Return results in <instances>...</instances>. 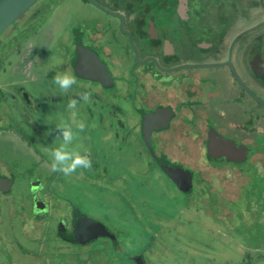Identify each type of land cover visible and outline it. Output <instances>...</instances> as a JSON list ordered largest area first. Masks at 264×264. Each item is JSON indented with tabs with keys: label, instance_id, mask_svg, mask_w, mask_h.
<instances>
[{
	"label": "rangeland",
	"instance_id": "374dc122",
	"mask_svg": "<svg viewBox=\"0 0 264 264\" xmlns=\"http://www.w3.org/2000/svg\"><path fill=\"white\" fill-rule=\"evenodd\" d=\"M118 23L85 0H40L0 36V176L13 181L1 198L0 264H132L134 252L147 264H264V163L208 162L198 135L162 133V151L192 170V191H182L141 139L126 95L133 99L146 89ZM100 24L113 52L102 56L117 77L114 89L81 81L70 64L73 32L81 30L90 45ZM57 60L63 61L58 67ZM63 70L78 81L67 94L52 83ZM150 85L165 94L158 103L170 100L156 81ZM89 90L91 102L79 106L88 126L77 143L91 153L92 168L68 178L50 170L45 149L54 146V124L67 115L68 101ZM212 107L208 121L217 127L223 122L213 114L221 108ZM255 129L245 125L255 139L251 155L264 153V136ZM240 135L226 133L238 142ZM74 208L104 225L116 242L102 237L85 249L59 241L56 228Z\"/></svg>",
	"mask_w": 264,
	"mask_h": 264
},
{
	"label": "flooded vegetation",
	"instance_id": "af4514ba",
	"mask_svg": "<svg viewBox=\"0 0 264 264\" xmlns=\"http://www.w3.org/2000/svg\"><path fill=\"white\" fill-rule=\"evenodd\" d=\"M85 1L119 22L116 27L118 35L126 39L125 44L134 54L136 79L146 93L134 95L133 99L127 93L126 97H129L131 111L139 118L138 128L147 149L143 138L144 117L154 120L151 116L157 113L170 114L166 124L161 117L160 127L151 134L156 157L149 149L148 152L155 162L165 160L192 172L162 151L159 135L178 130L202 139L208 162H216L210 158L209 149L220 136L223 141L244 149L245 162L251 159L264 163V153L250 154V146L255 139L245 130V125L253 123L254 132L264 136V0H99L111 4V9L96 0ZM104 25L111 28L109 23ZM103 28L100 24L90 45L85 43L81 30L73 32L74 50L70 64L81 81L114 89L117 77L111 73L102 56L109 57L113 53ZM30 56L26 57L29 64L32 63ZM103 67L112 78L104 84L95 80L103 73ZM151 81L162 86L161 91L166 89L165 92L171 93L167 97L169 101L158 103V98L163 100L165 94L152 87ZM208 84L211 88L205 89ZM214 104L219 105L221 111L213 116L223 122L217 127L208 121L210 113H216L212 107ZM229 104L232 113L227 116ZM186 118L194 119V122H188ZM229 130L242 133L239 142L226 137ZM155 142L159 144V151L154 146ZM219 161L234 163L226 157ZM0 179L12 181L4 176ZM12 186L7 192H11ZM7 192H0V218L1 198ZM35 197L40 199L39 195ZM76 212L86 216L74 208L69 221H64L72 235L78 217ZM78 220L84 221L80 216ZM137 259L138 264L139 259L143 262L142 257Z\"/></svg>",
	"mask_w": 264,
	"mask_h": 264
},
{
	"label": "water",
	"instance_id": "95a60500",
	"mask_svg": "<svg viewBox=\"0 0 264 264\" xmlns=\"http://www.w3.org/2000/svg\"><path fill=\"white\" fill-rule=\"evenodd\" d=\"M40 0H0V36L7 31L14 23H16L24 14H26L32 7H34ZM102 68V66H100ZM77 71H79L78 65L76 66ZM102 72V71H101ZM104 76V77H103ZM95 78V77H94ZM95 80L100 83H105L107 81H112L106 68L103 67V73L99 75V78ZM169 114V113H168ZM170 115V114H169ZM169 115L165 113H157L150 117H144V128H143V138L147 143L148 149L150 150L152 156L156 157L155 152L151 144V134L154 129L159 128V124L155 121L159 116H163L167 123ZM150 118V119H149ZM148 119V120H147ZM147 120V122H146ZM164 124V125H165ZM210 158L214 161H219L226 157L232 162H242L245 160L244 149L237 147L234 143H227L221 139L219 136L218 140L213 142V145L209 149ZM160 168L175 182H179L181 185H187L190 189L192 188V175L190 171H186L177 166H173L165 160H157ZM12 181H6L0 179V192H7L11 189ZM77 222L72 239L80 244H87L89 242L95 241L100 237H109L114 242L116 238L111 234L107 228L99 223H96L86 216H83L80 212H76ZM79 216L84 219L82 225L81 220H78ZM82 230V231H81ZM139 264H143L142 260L139 259Z\"/></svg>",
	"mask_w": 264,
	"mask_h": 264
},
{
	"label": "clouds",
	"instance_id": "9594fccd",
	"mask_svg": "<svg viewBox=\"0 0 264 264\" xmlns=\"http://www.w3.org/2000/svg\"><path fill=\"white\" fill-rule=\"evenodd\" d=\"M62 63L63 61L57 60L56 66ZM52 83L61 94H67L74 85L78 84V81L73 72L63 70L56 71ZM77 96L78 98H71L68 101L67 115L61 116L54 124V146L45 149L50 170L68 178L92 168L91 153L77 143L80 133L88 126L84 119L79 118V106L81 103L91 102L92 91H83L77 93Z\"/></svg>",
	"mask_w": 264,
	"mask_h": 264
},
{
	"label": "trees",
	"instance_id": "16d2710c",
	"mask_svg": "<svg viewBox=\"0 0 264 264\" xmlns=\"http://www.w3.org/2000/svg\"><path fill=\"white\" fill-rule=\"evenodd\" d=\"M156 164H157V166L160 168V166H159V164L156 162ZM161 169V168H160ZM162 170V169H161ZM163 171V170H162ZM191 175L193 176V174H192V172H191ZM193 179V178H192ZM173 181V180H172ZM193 181V180H192ZM174 183L177 185V186H179V188L182 190V191H185V192H187V193H190L191 191H192V188L190 189L187 185H181L179 182H175L174 181ZM194 183V182H193ZM192 183V184H193ZM62 220H61V223L58 225V227L56 228V233H55V237L57 238V239H59V241H62V242H64V243H67V244H69V245H72V246H80V245H77V242H75L73 239H72V234H71V232L66 228V226H65V223L66 222H64L65 220H64V218H61ZM111 240V239H110ZM94 241H92V243H93ZM111 242H113L112 240H111ZM92 243H87V244H83L84 246H82V248H85V249H87V248H89V246L92 244ZM113 245H114V247L115 246H117V248H118V244L116 243H113ZM61 249H58V250H60L61 251V253L63 254L64 252H65V249H64V247H60ZM64 251V252H63ZM74 254H75V252H73ZM134 253H136V252H134ZM134 253H132L131 254V256H129V260H130V262L132 263V264H138V257H142V259H143V264H147V261H146V259H145V257H144V254L143 253H139V254H134ZM120 264H122V263H120Z\"/></svg>",
	"mask_w": 264,
	"mask_h": 264
},
{
	"label": "bare ground",
	"instance_id": "6f19581e",
	"mask_svg": "<svg viewBox=\"0 0 264 264\" xmlns=\"http://www.w3.org/2000/svg\"><path fill=\"white\" fill-rule=\"evenodd\" d=\"M160 120H161V116L158 117V118L156 119L155 123H158V124H159ZM82 223H83V222H81V225H82ZM81 231H82V230H81Z\"/></svg>",
	"mask_w": 264,
	"mask_h": 264
}]
</instances>
